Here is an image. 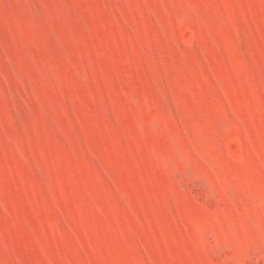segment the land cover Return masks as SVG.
Masks as SVG:
<instances>
[{
    "label": "rangeland",
    "instance_id": "rangeland-1",
    "mask_svg": "<svg viewBox=\"0 0 264 264\" xmlns=\"http://www.w3.org/2000/svg\"><path fill=\"white\" fill-rule=\"evenodd\" d=\"M0 264H264V0H0Z\"/></svg>",
    "mask_w": 264,
    "mask_h": 264
}]
</instances>
